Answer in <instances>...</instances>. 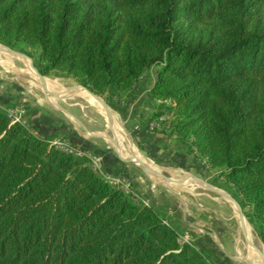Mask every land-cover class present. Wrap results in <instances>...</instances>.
I'll use <instances>...</instances> for the list:
<instances>
[{
  "label": "trees",
  "instance_id": "16d2710c",
  "mask_svg": "<svg viewBox=\"0 0 264 264\" xmlns=\"http://www.w3.org/2000/svg\"><path fill=\"white\" fill-rule=\"evenodd\" d=\"M0 45L114 108L147 79L148 130L216 172L264 246V0H0ZM53 132L0 109V264H213Z\"/></svg>",
  "mask_w": 264,
  "mask_h": 264
},
{
  "label": "rangeland",
  "instance_id": "374dc122",
  "mask_svg": "<svg viewBox=\"0 0 264 264\" xmlns=\"http://www.w3.org/2000/svg\"><path fill=\"white\" fill-rule=\"evenodd\" d=\"M11 51L21 56L11 58L10 65L4 62L0 63V107L5 113L20 111L23 124L25 123L27 126L39 125L43 130H55L57 131L53 132L55 138H66L61 132L64 131L73 139L89 143L92 149L100 153L102 158L104 157V162L108 165L116 161L122 163L120 166L122 169L126 167L123 165L129 166L128 177L134 191L138 192L147 202L170 210L175 216L173 221H180L181 224L184 222L183 224H186L187 227L190 226V229L195 225L194 221H239L235 203L224 195L232 198L227 184L223 179L217 178L216 172L204 169L202 163L190 154L199 164L200 168L197 171L195 168L189 169L183 166L182 163L166 160V157L163 158L161 155L158 157L161 161L153 160L149 151L146 152L143 149L141 140L136 138V134H133L126 119L115 111L112 105L106 104L102 97H100L101 100L110 110V118H108L107 112L102 113L99 111V107H91L88 100L82 97H75L73 100L58 98L55 101L58 105L56 107L55 103H52L46 95V90L36 87L32 70H30L31 60L19 50ZM43 79L54 84L63 92L68 89L84 91L74 79L69 77L52 74L43 77ZM127 116L129 117V115ZM144 117L147 116L144 115ZM121 158H138L144 161L149 168L154 169L170 183L145 173L136 163L122 161ZM104 169L106 170L105 167ZM178 180L183 184L180 183L178 186L176 184ZM211 188L218 189L220 193ZM233 200L241 207L237 200ZM241 209L244 216L247 209L243 207ZM244 221L249 224L244 223L247 235L251 236L256 246H261L256 230L245 216ZM188 223L191 224L188 225ZM173 224L175 226V223ZM236 225L238 224L236 223ZM187 227L186 229H188ZM225 228L228 232L231 229ZM237 228L231 232L235 233L236 230L238 231Z\"/></svg>",
  "mask_w": 264,
  "mask_h": 264
},
{
  "label": "crops",
  "instance_id": "0c3cea01",
  "mask_svg": "<svg viewBox=\"0 0 264 264\" xmlns=\"http://www.w3.org/2000/svg\"><path fill=\"white\" fill-rule=\"evenodd\" d=\"M146 82L147 79L139 87V91L123 108L116 107L114 108L115 111L126 119L133 134H136V138L141 140L143 149L146 152L149 151L153 160L161 161L158 159L160 157L159 155H161L163 158L166 157V160L182 163V165L184 164L183 166L189 169L195 168L197 171L200 168L199 164L189 155L185 147L178 142H171L163 136H157L148 130L147 121L153 112L155 103L150 101L146 96L148 90ZM144 115L147 117H144ZM133 120L136 121L133 122ZM121 165L122 163L116 161L109 165L104 162V167L110 177H117L122 174L129 176V166L123 165L126 167L122 169L120 167ZM169 212L172 213L170 210ZM245 222L247 223V221ZM173 223L179 228L180 240L182 242L192 243L211 253L210 259L213 264H264L261 256L262 254L264 255L263 244L260 241L261 246L255 245L251 236L246 233L245 224L240 234V228H237L240 227L239 221H194L195 227L193 226L191 228L192 230L190 226L187 227L186 224H183L184 222L181 224L180 221H173ZM225 227L231 228L229 232ZM234 228L238 229L235 233L231 232ZM251 249L254 252L256 251L254 257L251 254Z\"/></svg>",
  "mask_w": 264,
  "mask_h": 264
},
{
  "label": "built area",
  "instance_id": "2783aa9c",
  "mask_svg": "<svg viewBox=\"0 0 264 264\" xmlns=\"http://www.w3.org/2000/svg\"><path fill=\"white\" fill-rule=\"evenodd\" d=\"M1 110H3L0 107ZM7 117L11 120L12 123L15 122H21V112L20 111H8L6 113ZM163 119H159L158 122H162ZM154 127V128H153ZM158 127V124L156 122H151L148 124V129L149 130H154ZM50 145L53 146L55 149L63 152L64 154L71 155L74 157H86L87 154L73 146L68 140H66L64 137L60 138H53L50 141ZM90 159V167L93 172L101 174L103 176V179L112 187L120 189L123 193L129 195L133 202L136 203H142V204H147V201L143 199L142 196L137 195L134 192L133 185L130 181V179L127 176H117V177H110L108 175H103L101 172L102 168V163H101V158L100 157H95V156H88Z\"/></svg>",
  "mask_w": 264,
  "mask_h": 264
},
{
  "label": "bare ground",
  "instance_id": "6f19581e",
  "mask_svg": "<svg viewBox=\"0 0 264 264\" xmlns=\"http://www.w3.org/2000/svg\"><path fill=\"white\" fill-rule=\"evenodd\" d=\"M17 58L18 56L14 55V56H10L9 54H7L3 49L0 48V63L3 64V62L5 64H11V58ZM19 58V57H18ZM25 62V61H24ZM11 68V67H9ZM32 70V69H30ZM16 72V71H15ZM29 72V71H28ZM32 73H33V77H34V81L36 83V87H38V89H43V90H46V95H48L49 99L52 101V103H55V101L59 98V99H65V98H68L70 100H73L75 99V97H82V98H85L88 100V103L91 107H99V111H101L102 113L106 112V110L100 106V104L93 98L91 97L90 95H88L86 92L80 90V89H68V91H62L60 89H58L54 84L48 82L47 80L45 79H39L36 74L33 72L32 70ZM31 76V75H30ZM32 78V77H31ZM33 83V82H32ZM57 85V84H56ZM64 90V89H63ZM45 92V91H44ZM53 105V104H52ZM56 107H58V105L55 103L54 104ZM110 121V119H109ZM111 122V121H110ZM111 126V125H110ZM126 143V142H125ZM118 146V145H117ZM119 147V146H118ZM130 147V146H129ZM123 148V147H122ZM121 148V149H122ZM126 148V147H125ZM131 150V149H130ZM135 156V155H134ZM136 157V156H135ZM139 158V157H138ZM151 168V167H150ZM155 168V167H154ZM152 169V168H151ZM154 170V169H153ZM150 175H153L150 173ZM154 176V175H153ZM182 183L181 181H177L176 184H179ZM175 184V183H174ZM173 184V185H174ZM183 184V183H182ZM251 252H252V255L253 257L255 256V252L253 251V249H251ZM252 257V256H251Z\"/></svg>",
  "mask_w": 264,
  "mask_h": 264
},
{
  "label": "water",
  "instance_id": "95a60500",
  "mask_svg": "<svg viewBox=\"0 0 264 264\" xmlns=\"http://www.w3.org/2000/svg\"><path fill=\"white\" fill-rule=\"evenodd\" d=\"M0 48L1 49H3L7 54H9V55H12V56H14V55H16V56H18V57H20L21 55H19V54H16V53H14V52H12L11 50H9L7 47H5V46H2V45H0ZM30 65H31V69L34 71V73L36 74V76L39 78V79H43V77H41L40 76V74L38 73V71L33 67V65H32V62L30 61ZM84 91H86L91 97H93L99 104H100V106L101 107H103L105 110H106V112H107V116H108V118H110V110H109V108L107 107V105L101 100V98L100 97H98V96H95V95H93V94H91L89 91H87L86 89H84V88H82ZM114 138H115V136H114ZM122 159V158H121ZM122 161H126V162H132V163H136V165H138L145 173H147V174H153L155 177H157V178H159L161 181H163V182H168V183H170V181L169 180H167V179H165V178H163L158 172H156L155 170H153V169H151V168H149L148 166H147V164L144 162V161H141L140 159H138V158H135V159H122ZM209 189V188H208ZM211 189H213V188H211ZM214 191H216V192H218V193H220V191L218 190V189H213ZM228 199H230L231 201H233L234 203H235V205H236V207H237V210H238V220H239V223H240V229H243V227H244V216H243V213H242V209H241V207L230 197V196H228V195H226V194H224ZM262 256V259H263V262H264V255L262 254L261 255Z\"/></svg>",
  "mask_w": 264,
  "mask_h": 264
}]
</instances>
